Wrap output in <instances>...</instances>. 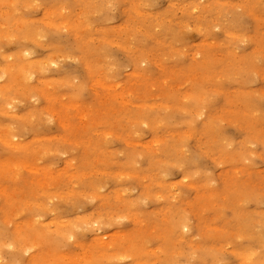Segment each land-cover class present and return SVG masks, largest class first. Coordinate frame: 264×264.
Returning <instances> with one entry per match:
<instances>
[{"label":"rangeland","instance_id":"rangeland-1","mask_svg":"<svg viewBox=\"0 0 264 264\" xmlns=\"http://www.w3.org/2000/svg\"><path fill=\"white\" fill-rule=\"evenodd\" d=\"M0 12V264H264V0Z\"/></svg>","mask_w":264,"mask_h":264},{"label":"bare ground","instance_id":"bare-ground-1","mask_svg":"<svg viewBox=\"0 0 264 264\" xmlns=\"http://www.w3.org/2000/svg\"><path fill=\"white\" fill-rule=\"evenodd\" d=\"M0 13H1V12H0ZM49 13H50V12H49ZM3 14H4V12H3ZM46 14H47V13H46ZM18 21H19V20H18ZM48 24H50V23H48ZM75 24H76V23H75ZM62 27H63V26H62ZM64 28H65V27H64ZM17 29H18V28H17ZM5 33H6V32H5ZM7 36H8V35H7ZM16 36H17V35H16ZM6 40H7V39H6ZM29 40H30V39H29ZM31 40H32V39H31ZM37 43H38V42H37ZM20 50H21V49H20ZM22 51H23V50H22ZM26 51H27V50H26ZM24 53H25V52H24ZM9 54H10V53H9ZM23 55H24V54H23ZM6 57H7V56H6ZM8 57H9V56H8ZM24 57H25V56H24ZM61 58H62V57H61ZM28 60H29V59H28ZM48 62H49V61H48ZM16 63H17V62H16ZM16 63H15V64H16ZM12 64H13V63H12ZM25 64H26V63H25ZM13 65H14V64H13ZM13 65H12V66H13ZM30 66H31V65H30ZM5 67H7V66H5ZM10 67H11V66H10ZM10 67H9V68H10ZM18 67H19V66H18ZM26 68H27V65H26ZM26 68H25V69H26ZM7 69H8V67H7ZM7 69H4V70L7 71ZM16 69H17V68H16ZM21 69H22V68H21ZM1 70H2V69H1ZM1 70H0V71H1ZM4 70H3V71H4ZM9 71H10V70H9ZM22 71H24V70H22ZM27 71H28V70H27ZM24 72H25V71H24ZM1 73H3V72L1 71ZM11 74H13V72H11ZM11 74H9V76H10ZM22 74H24V73H22ZM22 74H21V75H22ZM26 74H27V73H25V77H24V78H26ZM31 75H32V74H31ZM11 77H12V76H11ZM22 77H23V76H22ZM24 78H23V79H24ZM28 78H29V77H28ZM26 79H27V78H26ZM10 82H12V81H10ZM96 82H97L96 84H98V81H96ZM102 84H103V82H102ZM7 85H8V84H7ZM99 85H101V84H99ZM8 86H9V85H8ZM106 86H107V85H106ZM106 86H105V83H104V87H106ZM102 87H103V85H102ZM5 90H6V89H5ZM2 92H3V91H2ZM128 93H129V92H128ZM0 95H1V94H0ZM2 95H3V94H2ZM50 96H51V95H50ZM13 98H14V97H13ZM115 99H116V98H115ZM9 102H10V101H9ZM8 104H9V103H8ZM8 104H6L5 106H7ZM72 105H74V104H72ZM61 106H62V104H61ZM63 106H64V104H63ZM70 106H71V105H70ZM74 106H75V105H74ZM71 107H72V106H71ZM77 107H78V106H77ZM74 108H75V107H74ZM78 108H79V107H78ZM48 109H49V108H48ZM79 109H81V108H79ZM64 110H65V109H64ZM76 110H77V108H76ZM81 111H82V113L84 112L83 110H81ZM81 111H79V113L81 114V116H84V118H85V112H84V114H82ZM53 112H54V111H53ZM63 112H64V111H63ZM11 115H12V114H11ZM64 115H65V114H64ZM16 116H17V115H16ZM62 121H63V120H62ZM64 121H65V120H64ZM66 123H67V122H66ZM66 123H65V124H66ZM62 124H63V123H62ZM65 124H64V125H65ZM67 125H68V123H67ZM67 125H66V126H67ZM12 133H13V132H12ZM7 136H9V135H7ZM2 137L4 138V136H2ZM13 137H14V135H13ZM9 138H10V137H9ZM11 139H12V138H11ZM11 139H10V140H11ZM6 140H7V139H6ZM154 142H157V141H154ZM2 143H3V141H2ZM6 143H7V142H6ZM13 146H14V144H13ZM23 146H24V145H23ZM20 147H22V145H21ZM25 148H26V147H25ZM5 162L7 163V161H4V163H5ZM8 162H9V166H11V165H10L11 160L8 161ZM13 162H14V161H13ZM15 162H16V161H15ZM15 162H14V164H16L15 166L18 167L19 162H18V163H15ZM22 162H23V161H22ZM22 162H21V163H22ZM4 163L1 162V164H3V165H4ZM21 163H20V164H21ZM24 163L26 164L25 161L23 162V164H24ZM1 164H0V165H1ZM14 164L12 163V165H14ZM17 164H18V165H17ZM23 164H21V166H23ZM25 164H24V166H25ZM67 164H68V163H67ZM7 165H8V163H7ZM27 165H28V163L26 164V166H27ZM1 166H2V165H1ZM9 166H7V167L10 169L12 166H11V167H9ZM13 167H14V166H13ZM13 167H12V168H13ZM8 168H7V169H8ZM1 169H2V168H1ZM3 169H5V168H3ZM26 169H27V168H26ZM32 169H33V168H32ZM33 170H34V169H33ZM12 171H13V170H12ZM30 171H31V170H30ZM36 172H37V171H36ZM79 174H80V173H79ZM45 176H46V173H45ZM46 178H47V176H46ZM51 178H52V177H51ZM44 183H45V182H44ZM40 184H41V183H40ZM44 185H45V184H44ZM2 189H3V188H2ZM3 190H4V189H3ZM1 192H2V190H1ZM1 192H0V194H1ZM2 193H3V192H2ZM5 193H7V192H5ZM7 194L10 195L11 193H7ZM3 195H4V194H3ZM11 196L13 197V195H11ZM117 196H118V195H117ZM118 198H120V196H118ZM8 201H9V200H8ZM118 218H119V217H118ZM86 219H88V218H86ZM89 220H90V219H89ZM86 221H87V220H86ZM86 221H84V219H83V222H86ZM92 222H93V221H92ZM94 222H95V221H94ZM97 222H98V221H97ZM181 222H182V223L179 224V228H183V232H184V229H185V230H188V229H187V224H188V223L186 222V220H185V222H184V220H182ZM55 223H56V222H55ZM58 223H59V222H58ZM185 223H187V224H185ZM63 224H64V223H63ZM93 224H95V223H93ZM61 226H62V225H61ZM28 227H29V226H28ZM56 228H57V227H56ZM16 229H17V228H16ZM57 229H58V228H57ZM181 230H182V229H181ZM181 232H182V231H181ZM185 232H186V231H185ZM61 233H63V232H60V233H58V234H61ZM63 234H64V233H63ZM181 234H182V233H181ZM64 235H65V234H64ZM179 237H180V236H179ZM1 242H2V241H1ZM103 243L106 244V242H103ZM22 244H23V243H22ZM107 244H108V243H107ZM118 244H119V243H118ZM28 245H29V244H28ZM21 246H22V245H21ZM23 246H24V245H23ZM25 246H26V244H25ZM32 246H33V245H32ZM105 246H106V245H105ZM22 248H23V247H22ZM40 251H41V250H40ZM156 253H157V252H156ZM58 254H59V253H58ZM101 254H103V253H101ZM128 255H129V254H128ZM42 256H44V255H42ZM94 256H95V255H94ZM59 257H60V255H59ZM29 258H31V257H29ZM32 259H33V257H32ZM32 259H31V260H32ZM87 259H88V258H87ZM243 259H244V258H243ZM243 259H242V260H243ZM137 261H138V260H137ZM31 262H32V261H31ZM34 262H35V261H33V263H34ZM56 262H57V261H56ZM241 263H242V262H241ZM246 263H247V262H246ZM2 264H3V263H2ZM35 264H36V263H35ZM247 264H248V263H247Z\"/></svg>","mask_w":264,"mask_h":264}]
</instances>
